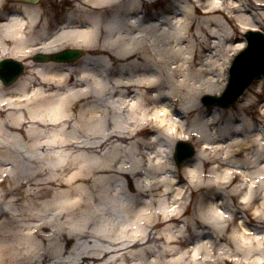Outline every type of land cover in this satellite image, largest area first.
<instances>
[{"label":"bare ground","instance_id":"bare-ground-1","mask_svg":"<svg viewBox=\"0 0 264 264\" xmlns=\"http://www.w3.org/2000/svg\"><path fill=\"white\" fill-rule=\"evenodd\" d=\"M48 2L0 16V60L27 67L0 82V264H264V78L237 113L199 104L264 0Z\"/></svg>","mask_w":264,"mask_h":264},{"label":"water","instance_id":"water-1","mask_svg":"<svg viewBox=\"0 0 264 264\" xmlns=\"http://www.w3.org/2000/svg\"><path fill=\"white\" fill-rule=\"evenodd\" d=\"M36 3L38 0H19ZM248 47L234 60L229 70V83L221 96L205 95L201 101L207 106L227 108L232 105L250 82L259 75L264 74V38L260 33L248 32L245 35ZM80 49H66L55 54H37L34 61H74L81 57ZM0 79L3 84H12L23 72V66L13 59L0 61ZM194 155V149L184 142H179L176 149L175 160L179 164L182 160Z\"/></svg>","mask_w":264,"mask_h":264},{"label":"rangeland","instance_id":"rangeland-1","mask_svg":"<svg viewBox=\"0 0 264 264\" xmlns=\"http://www.w3.org/2000/svg\"><path fill=\"white\" fill-rule=\"evenodd\" d=\"M46 0H39L38 1V3H44ZM14 3H16V1H13V0H6V3L2 6V8H1V10H0V16H2V15H4V17L5 16H8V14H10L11 12H12V9H11V5L12 4H14ZM49 3V5H52L53 6V8H54V11L52 12L53 14H59V10H60V2H59V0H50V2H48ZM161 2H158V3H156V4H152V5H150V6H148L147 7V9H146V13L148 14V15H150V14H154L159 8H160V6H161V4H160ZM154 7V8H153ZM225 31V30H224ZM247 31H245V32H243L242 34H241V32L239 33L238 31L236 32L237 34L234 36V38H233V42H232V45L234 46V47H236V46H239V45H242V42H243V47H242V49L244 48V46H245V38H244V34L246 33ZM261 32L263 33V35H264V30H261ZM67 48V47H66ZM70 48V47H69ZM241 49V50H242ZM238 52H240V51H238ZM238 52L237 53H235L234 55L232 54L231 56H230V60H229V64H228V66H227V69H226V74H225V83H223V87H222V90L224 89V87H225V84H226V82H227V78H228V74H227V72H228V68H229V65H230V63L232 62V60H233V58H234V56L236 55V54H238ZM34 57V56H33ZM4 58H10V57H4ZM4 58H2V59H4ZM14 60H16V59H14ZM16 61H19V60H16ZM31 61V60H30ZM32 61H33V58H32ZM31 61V62H32ZM20 63H24L25 64V61H22V60H20L19 61ZM34 62V61H33ZM32 62V63H33ZM36 63H43V62H36ZM26 69H27V67H26V65H25V71H24V73L26 72ZM261 79H263L264 78V75H262L261 77H260ZM260 78H257V79H255V80H253V82H252V84L250 85V86H248V88L246 89V92H245V94L243 95V96H245L246 95V93L249 91L250 93L252 92V89H253V87H255V85L258 83V79H260ZM264 80V79H263ZM263 85H264V83H263ZM250 89V90H249ZM222 90H221V92H222ZM204 95V94H203ZM203 95H201V96H203ZM257 95H258V98H256L255 99V103H258L259 101H257V100H261L262 98H264V86H263V89H262V91L261 92H259V94L257 93ZM201 96L199 97V104H200V107H201V109L202 110H205V111H207V107H205V106H203L202 105V102H200V99H201ZM242 96V97H243ZM241 97V98H242ZM240 100V99H239ZM257 101V102H256ZM240 102V101H239ZM238 102V103H239ZM238 103H236V104H234V105H231L229 108H226V109H232L231 111L233 112V113H237V107H238ZM249 111V110H248ZM176 143H177V140L174 142V144H173V149H172V152H171V159H172V162H174V158H173V151H174V146L176 145ZM188 143L189 144H191V145H193L195 148H196V152L198 153L199 152V150H201V145H200V141L199 140H197V139H195V138H192L190 141H188ZM192 160H190V161H188L187 163H185L184 165H182V166H180V167H177L176 166V164H175V162L173 163V165H174V167H175V169L176 170H179L177 173L180 175V176H185V172H184V169H185V167L186 166H188L189 164H191L190 162H191ZM187 196H188V200H191L192 199V197H190V194H187ZM221 264V263H220ZM223 264V263H222ZM225 264H230V263H225Z\"/></svg>","mask_w":264,"mask_h":264},{"label":"snow or ice","instance_id":"snow-or-ice-1","mask_svg":"<svg viewBox=\"0 0 264 264\" xmlns=\"http://www.w3.org/2000/svg\"><path fill=\"white\" fill-rule=\"evenodd\" d=\"M0 71H2V69H0Z\"/></svg>","mask_w":264,"mask_h":264},{"label":"clouds","instance_id":"clouds-1","mask_svg":"<svg viewBox=\"0 0 264 264\" xmlns=\"http://www.w3.org/2000/svg\"><path fill=\"white\" fill-rule=\"evenodd\" d=\"M195 255V254H194Z\"/></svg>","mask_w":264,"mask_h":264}]
</instances>
